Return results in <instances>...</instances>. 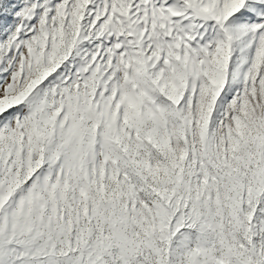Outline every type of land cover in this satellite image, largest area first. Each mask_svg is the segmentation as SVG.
I'll return each mask as SVG.
<instances>
[{"label":"snow or ice","instance_id":"1","mask_svg":"<svg viewBox=\"0 0 264 264\" xmlns=\"http://www.w3.org/2000/svg\"><path fill=\"white\" fill-rule=\"evenodd\" d=\"M0 264H264V0H0Z\"/></svg>","mask_w":264,"mask_h":264}]
</instances>
